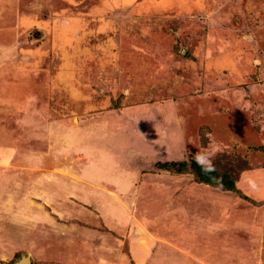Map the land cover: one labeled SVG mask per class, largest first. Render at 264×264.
Instances as JSON below:
<instances>
[{
	"label": "rangeland",
	"instance_id": "1",
	"mask_svg": "<svg viewBox=\"0 0 264 264\" xmlns=\"http://www.w3.org/2000/svg\"><path fill=\"white\" fill-rule=\"evenodd\" d=\"M197 156L241 194L158 166ZM130 231L141 264H264V0H0V264Z\"/></svg>",
	"mask_w": 264,
	"mask_h": 264
},
{
	"label": "crops",
	"instance_id": "2",
	"mask_svg": "<svg viewBox=\"0 0 264 264\" xmlns=\"http://www.w3.org/2000/svg\"><path fill=\"white\" fill-rule=\"evenodd\" d=\"M117 202L120 203V201ZM110 217V215H109ZM108 219V218H107ZM106 219V220H107ZM112 220H118L117 218H111ZM129 220V219H128ZM133 223L128 222L126 225H135V219H133ZM138 231V230H137ZM119 232H122L121 230H119ZM139 232V231H138ZM115 236V234L113 235ZM121 238V236H119ZM142 240L145 241V245H142ZM116 241L119 244H128L129 245V249H127L125 252L119 247V245H113V247H102L101 250H98L101 254H102V258L104 257V259H110L112 261H114V258H118V262L119 264H131V262H134V264H141L142 260H145V262L148 260L149 258L153 259V250L152 251V238L148 237L147 234L145 233H141L139 235L135 234L134 231H130L127 232V235H125L124 238L121 239H116ZM241 247V246H240ZM232 248V247H231ZM159 261L161 264V261H165V253H163V251H159ZM107 257H105V256ZM162 257L164 260H162ZM71 262L69 264H80V262H82L81 257L75 258V257H71ZM32 262V261H31ZM177 263H183V261L180 262V260H176Z\"/></svg>",
	"mask_w": 264,
	"mask_h": 264
},
{
	"label": "trees",
	"instance_id": "3",
	"mask_svg": "<svg viewBox=\"0 0 264 264\" xmlns=\"http://www.w3.org/2000/svg\"><path fill=\"white\" fill-rule=\"evenodd\" d=\"M158 166L163 170L179 174L187 172L189 169L193 174H195L200 183L241 194V192L236 187V182L228 173L221 174L212 167L197 163V160L195 159H192L189 165L186 162L167 161L159 163ZM241 196L244 199H249L245 195Z\"/></svg>",
	"mask_w": 264,
	"mask_h": 264
},
{
	"label": "water",
	"instance_id": "4",
	"mask_svg": "<svg viewBox=\"0 0 264 264\" xmlns=\"http://www.w3.org/2000/svg\"><path fill=\"white\" fill-rule=\"evenodd\" d=\"M17 264H31V258L29 256H25Z\"/></svg>",
	"mask_w": 264,
	"mask_h": 264
},
{
	"label": "clouds",
	"instance_id": "5",
	"mask_svg": "<svg viewBox=\"0 0 264 264\" xmlns=\"http://www.w3.org/2000/svg\"><path fill=\"white\" fill-rule=\"evenodd\" d=\"M197 163H201L199 156L196 157Z\"/></svg>",
	"mask_w": 264,
	"mask_h": 264
}]
</instances>
